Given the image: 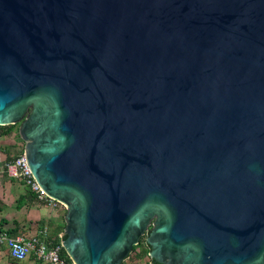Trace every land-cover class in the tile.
I'll use <instances>...</instances> for the list:
<instances>
[{"label":"water","instance_id":"obj_1","mask_svg":"<svg viewBox=\"0 0 264 264\" xmlns=\"http://www.w3.org/2000/svg\"><path fill=\"white\" fill-rule=\"evenodd\" d=\"M15 123L74 264H264V0H0Z\"/></svg>","mask_w":264,"mask_h":264},{"label":"crops","instance_id":"obj_2","mask_svg":"<svg viewBox=\"0 0 264 264\" xmlns=\"http://www.w3.org/2000/svg\"><path fill=\"white\" fill-rule=\"evenodd\" d=\"M21 144L23 151L24 141L20 134L10 132L8 135L7 133L0 135V228L12 235L23 234L27 237L46 231L49 238H59L62 242L66 225V207L63 204L53 206L39 201L22 180L10 177L5 171V162L10 158V151ZM136 255L130 254L128 258H136V261L140 259L144 264V255L138 253ZM147 261L152 263L150 259L146 260V263ZM0 264L49 263L36 259L34 255L17 261L10 256L7 248L0 246Z\"/></svg>","mask_w":264,"mask_h":264},{"label":"built area","instance_id":"obj_3","mask_svg":"<svg viewBox=\"0 0 264 264\" xmlns=\"http://www.w3.org/2000/svg\"><path fill=\"white\" fill-rule=\"evenodd\" d=\"M5 171L10 177L22 180L39 201L53 206L62 204L50 196L38 182L24 152L6 160ZM0 246L7 248L10 256L17 261L34 255L36 259L49 264H74L61 256L62 244L51 243L46 231L27 237L23 234L12 235L9 231L1 229Z\"/></svg>","mask_w":264,"mask_h":264},{"label":"rangeland","instance_id":"obj_4","mask_svg":"<svg viewBox=\"0 0 264 264\" xmlns=\"http://www.w3.org/2000/svg\"><path fill=\"white\" fill-rule=\"evenodd\" d=\"M6 125H9V124H6ZM17 127H18V124H15V125H14V128L11 129V130L7 133V135H8L10 132H15L17 135H19V132H18ZM5 134H6V133H5ZM22 149H23V148H22V144H21L20 147H17V148H15V149L11 150V151H10V152H11L10 157L22 153V152L24 151V150L22 151ZM145 238H146V236L144 235L143 238L141 239V240L143 241V243H142V245H143L142 253H143V251H144V248H148V250H149V247H147V245H145V244H146ZM138 249H140V244H137V245L134 246V249H133V251L131 252V255H132V254L134 255V253H135V255H136V254H137L136 251H137ZM148 252H149V251H148ZM148 252L143 254V255H144V260H145L144 264H148V261H147V263H146V260H148V259L151 260V258H150V256H149ZM136 256H137V255H136ZM136 256H135V257H136ZM137 258H138V257H137ZM127 259H128L127 262H125V261H126V260H125L123 264H143V261H141L140 259H139V261H138V260L136 261V258H135V259H134V258L132 259L131 257H130V258H127ZM135 261H136V262H135Z\"/></svg>","mask_w":264,"mask_h":264},{"label":"trees","instance_id":"obj_5","mask_svg":"<svg viewBox=\"0 0 264 264\" xmlns=\"http://www.w3.org/2000/svg\"><path fill=\"white\" fill-rule=\"evenodd\" d=\"M14 125L15 124H9V125H0V135H2V134H5V133H8L11 129H13L14 128ZM18 155V154H17ZM16 156V155H15ZM0 230H1V228H0ZM50 241H51V243H53L54 245H58V244H61V239H59V238H57V239H53V238H50ZM145 245H147V247H149V245L148 244H145ZM142 250H143V245L141 244L140 245V249H139V251H136L138 254H140V255H142L143 256V254L144 253H147L149 250H148V248H144V251H143V253H142ZM61 256L62 257H64V258H66V260L68 261V262H70V263H72L73 261L71 260V258L69 257V255L67 254V252L65 251V249L63 248V246H62V248H61ZM152 263H149V264H161V263H159V262H157V261H155V260H153V259H151L150 260Z\"/></svg>","mask_w":264,"mask_h":264},{"label":"flooded vegetation","instance_id":"obj_6","mask_svg":"<svg viewBox=\"0 0 264 264\" xmlns=\"http://www.w3.org/2000/svg\"><path fill=\"white\" fill-rule=\"evenodd\" d=\"M15 124H18V127H17V129H18V132H19V123H15ZM23 140V139H22ZM24 141V140H23ZM24 146H25V141H24ZM143 243V241L141 240L138 244H142Z\"/></svg>","mask_w":264,"mask_h":264}]
</instances>
